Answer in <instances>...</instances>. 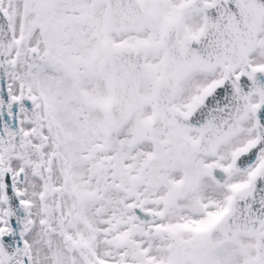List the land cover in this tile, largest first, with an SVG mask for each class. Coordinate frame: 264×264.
<instances>
[{"label":"snow or ice","instance_id":"snow-or-ice-1","mask_svg":"<svg viewBox=\"0 0 264 264\" xmlns=\"http://www.w3.org/2000/svg\"><path fill=\"white\" fill-rule=\"evenodd\" d=\"M0 264H264V0H0Z\"/></svg>","mask_w":264,"mask_h":264}]
</instances>
